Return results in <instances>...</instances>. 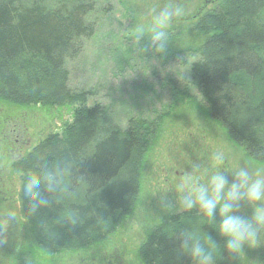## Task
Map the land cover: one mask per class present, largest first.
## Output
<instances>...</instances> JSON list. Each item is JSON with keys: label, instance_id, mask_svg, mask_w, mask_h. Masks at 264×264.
Returning a JSON list of instances; mask_svg holds the SVG:
<instances>
[{"label": "trees", "instance_id": "obj_1", "mask_svg": "<svg viewBox=\"0 0 264 264\" xmlns=\"http://www.w3.org/2000/svg\"><path fill=\"white\" fill-rule=\"evenodd\" d=\"M94 9V0H0V102L68 106L72 113L60 132L11 161L33 247L50 256L87 249L115 233L137 202L147 152L161 130L158 120L135 118L125 128L109 126L99 103L89 106L85 93L70 91L64 64L94 35L96 24L88 20ZM191 26L201 43L170 47L165 56L194 58L184 92L191 86L199 100L185 101L264 164V0H221ZM186 231L206 244L209 235L218 241L215 264H239L240 256L223 252L215 226L196 210L153 226L137 248L138 260L194 264L180 246ZM26 257L16 264H36Z\"/></svg>", "mask_w": 264, "mask_h": 264}, {"label": "rangeland", "instance_id": "obj_2", "mask_svg": "<svg viewBox=\"0 0 264 264\" xmlns=\"http://www.w3.org/2000/svg\"><path fill=\"white\" fill-rule=\"evenodd\" d=\"M168 1L94 0L88 20L96 24L95 33L84 41L81 54L64 64L70 91L85 93L89 106L99 103L109 126L125 128L131 118L161 122L144 162L137 202L103 243L53 256L33 247L20 213V183L9 169L10 157L60 132L72 113L68 106L21 107L0 102V264H16L26 256L36 264H140L136 249L154 223L184 212L179 183L189 176L193 182L206 183L215 171L231 174L239 166L264 173V164L248 158L200 106L185 101V97L199 100L191 86L188 96L184 92L194 58L148 56L144 44L131 37L136 25L147 23L148 14ZM185 11L183 18L193 13ZM181 22L169 29V48L177 51L202 41L193 26ZM217 153L224 157L219 163L213 159ZM243 211L250 214L247 207ZM239 264H264V246L246 248Z\"/></svg>", "mask_w": 264, "mask_h": 264}, {"label": "clouds", "instance_id": "obj_3", "mask_svg": "<svg viewBox=\"0 0 264 264\" xmlns=\"http://www.w3.org/2000/svg\"><path fill=\"white\" fill-rule=\"evenodd\" d=\"M186 15L179 4H167L153 9L147 23H140L130 33L146 51L163 58L169 51V29ZM223 154L213 159L219 163ZM182 194L180 206L184 211L198 210L222 242L228 256L239 257L245 249L264 246V173L239 166L231 174L215 171L206 183L193 182L191 176L177 185ZM247 207L250 214L243 209ZM218 241L211 235L207 244L195 232L186 231L181 239V250L194 264H215L214 249Z\"/></svg>", "mask_w": 264, "mask_h": 264}, {"label": "flooded vegetation", "instance_id": "obj_4", "mask_svg": "<svg viewBox=\"0 0 264 264\" xmlns=\"http://www.w3.org/2000/svg\"><path fill=\"white\" fill-rule=\"evenodd\" d=\"M170 1H172V5L179 4L181 7L184 8V10H191V9L193 10V13L191 15H189V17H185V18L182 17L180 19V21H182L181 22L182 24L185 23V24H188L191 26V25L195 24V22L199 19V17H201V15L207 14V13H210L211 11H213V9L217 6V4L221 0H170ZM170 1L166 2V5L171 4ZM194 9H196V10H194ZM23 154H24L23 150L22 151L17 150L16 156L12 155V157H10V158H12L11 160H14L16 157H19L20 155H23ZM9 169L12 171L11 165H10ZM0 183H3L1 177H0ZM173 214H176V213H173ZM163 219L164 218L157 220V221H159L158 223L162 222ZM158 223H154V226ZM136 251H137V249H136ZM140 264H142V263L140 262Z\"/></svg>", "mask_w": 264, "mask_h": 264}]
</instances>
